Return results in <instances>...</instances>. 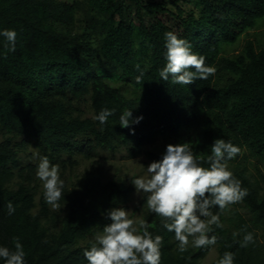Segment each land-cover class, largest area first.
Listing matches in <instances>:
<instances>
[{
    "label": "trees",
    "instance_id": "16d2710c",
    "mask_svg": "<svg viewBox=\"0 0 264 264\" xmlns=\"http://www.w3.org/2000/svg\"><path fill=\"white\" fill-rule=\"evenodd\" d=\"M5 29L17 38L13 52L0 36V246L14 250L19 237L25 264H88L90 236L111 223L108 212L125 206L132 190L91 165L69 184L63 180L54 210L43 193L35 197L39 162L19 164L29 142L51 164L71 166L74 154L90 158L98 148L137 156L160 136L167 144L146 151L148 166L167 145L190 143L209 167L213 142L224 139L241 148L228 167L248 195L222 212L212 209L223 225L209 233L215 245L179 252L174 232L148 210L146 194L140 220L163 238L161 264H201L211 247V264L225 252L234 253L233 264H264V0H0ZM168 31L215 73L190 85L162 80ZM102 109L113 111L104 124L95 119ZM127 109L143 119L123 128ZM248 232L254 243L241 247Z\"/></svg>",
    "mask_w": 264,
    "mask_h": 264
},
{
    "label": "clouds",
    "instance_id": "9594fccd",
    "mask_svg": "<svg viewBox=\"0 0 264 264\" xmlns=\"http://www.w3.org/2000/svg\"><path fill=\"white\" fill-rule=\"evenodd\" d=\"M0 36L6 40L5 47L14 52L16 31L5 29ZM165 41L166 65L159 72L162 80L171 78L173 84L190 85L215 73L213 67L206 65L205 57L192 51L187 40L168 31ZM142 77L143 72L135 82L143 83ZM111 115L112 110L102 109L95 119L104 124ZM142 119V116L133 119L132 111L127 109L121 114L119 125L130 128ZM240 152L241 148L231 141L216 139L207 158L209 167H203V158L194 153L190 143L169 144L162 159L147 167L146 175L132 179L137 193L146 194L148 210L162 218L167 231L174 232L179 252L187 251L189 245L194 248L215 245L217 237L209 233L213 231V225H223L219 213L214 214L212 209L218 207L222 212L248 195L247 189L228 167V161ZM36 176L42 182L45 201L54 210H60L64 181L60 177L59 166L51 164L47 156L39 157ZM7 209L9 215L15 212L11 201ZM108 217L111 223L103 227L95 242L83 252L88 264H161L163 238L154 236L145 220L137 222L124 208L111 209ZM14 239V250L0 246V258L4 264H25L23 245L19 237ZM250 243H254V237L248 232L240 246L247 247ZM233 262L234 253L225 252L217 264Z\"/></svg>",
    "mask_w": 264,
    "mask_h": 264
},
{
    "label": "rangeland",
    "instance_id": "374dc122",
    "mask_svg": "<svg viewBox=\"0 0 264 264\" xmlns=\"http://www.w3.org/2000/svg\"><path fill=\"white\" fill-rule=\"evenodd\" d=\"M133 27L134 31H136L137 22H133ZM242 42L243 38H240L239 41L235 44L234 48H239ZM81 107L85 109V113L87 115H90L91 109L89 108L88 104L81 103ZM19 139L20 137H18V140ZM164 144H167V141L159 136L154 141L146 143L143 146L142 153L134 157H129L124 148H119L115 151L98 148L92 153L90 158H84L79 154H74L73 159L75 160V162L71 166L68 163H66L64 166H62L61 163L55 165L59 166L60 177L66 182V184H69L74 179V176L76 174L91 165H95L97 167L104 180L109 178L121 177L126 182L131 183L132 190L129 194L128 201L126 202L125 206L118 208H124L125 210L129 211L130 218H133L138 222L141 217L140 200L142 199L144 194L142 192L137 193L136 188L132 183V179L146 175V169L148 167L146 151H158ZM18 155L20 165L39 162L37 151L30 142L26 146L25 150L20 151ZM34 176V185L36 188L35 197L38 198V196L44 192V189L42 182L36 176V172ZM98 233L100 232L91 235L90 239L95 241V237ZM215 257L216 249L215 247H211L205 254V256L201 259L200 263L211 264Z\"/></svg>",
    "mask_w": 264,
    "mask_h": 264
}]
</instances>
